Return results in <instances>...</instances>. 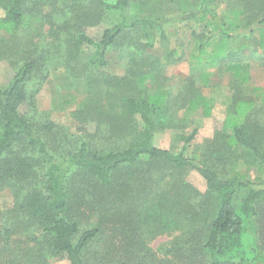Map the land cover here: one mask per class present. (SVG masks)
<instances>
[{
	"label": "trees",
	"instance_id": "trees-1",
	"mask_svg": "<svg viewBox=\"0 0 264 264\" xmlns=\"http://www.w3.org/2000/svg\"><path fill=\"white\" fill-rule=\"evenodd\" d=\"M161 2L175 7L176 15H141L148 4ZM262 2L242 0V9L230 12L234 18L228 21L218 14L217 0H72V26L66 22L54 32L58 37L67 33L65 65L74 74L69 63L78 62L82 48L91 47L93 53L81 68L86 69V95L72 112L77 133L71 134L48 119L37 122L20 113L23 105L35 109L28 90L42 55L12 39L29 27L28 15L42 14L43 3L0 0V32L10 38L0 37V60L20 62L9 83L0 87V191L12 196V205L0 212V264H50L56 257L87 264L85 255L105 223L110 234L122 236L119 245L110 240L109 249L121 257L106 264H127L137 252L142 255L132 264H264V236L254 247L247 235L251 222L264 212V180H251L233 168L246 155L249 165L264 168V91L248 92L240 59L256 30L254 45L264 50V12L249 15L253 4ZM104 11L116 12L119 20L93 40L84 27L99 24ZM178 24L177 31L189 30L198 39L188 54L190 66H219L231 73L234 83L221 129L205 140L199 157L185 155L196 130L181 137L178 152L154 144L158 132L182 128L178 110L201 107L204 117L211 113V102L192 77L175 97L163 83L164 67L183 60L181 45L161 58L144 54L168 39L167 27ZM199 26L202 33H197ZM109 51L126 55L124 76L102 71L109 65ZM208 76L201 73L203 85ZM90 124L94 131L86 129ZM186 170L204 179L205 192L183 180ZM93 194L102 200L97 204L98 227L80 230L75 217ZM172 231L179 235L161 250L162 257L146 247L149 238Z\"/></svg>",
	"mask_w": 264,
	"mask_h": 264
},
{
	"label": "rangeland",
	"instance_id": "rangeland-1",
	"mask_svg": "<svg viewBox=\"0 0 264 264\" xmlns=\"http://www.w3.org/2000/svg\"><path fill=\"white\" fill-rule=\"evenodd\" d=\"M32 2H41L42 14L39 16L28 15L29 27L25 30H21L12 40L15 45L19 47L26 44L30 50H35L36 55H42L39 67L34 81L29 84L28 93L33 95L35 109L32 112V108L29 105H23L20 108V113L27 115L28 118L33 117L37 122L43 120H49L59 126V130L62 132H69L76 134L75 120L72 116V112L79 108L80 102L84 99L85 83L83 72L87 59L93 53V48L83 47L81 56L76 62L72 60L69 65L75 68L74 74L70 67L65 65V49L69 45L67 42L66 32L64 31L61 36H55L54 32L58 26L68 23L69 28L72 26L71 22V2L72 0H30ZM114 1V0H106ZM246 1V0H245ZM90 3V0H85ZM165 2H161L156 5H147L144 7L143 16L157 13L165 14V17H170L175 7L170 5L165 7ZM217 12L220 15H225L228 21L234 18L233 10L242 9V0H217ZM171 12H167V11ZM159 11V12H158ZM135 9L132 13H136ZM264 12V2L262 4L255 3L249 10V15L255 16ZM177 13V12H176ZM176 13H174L176 15ZM103 20L94 26H85V34L93 39L98 40L105 28L116 24L119 20V15L116 12L104 11ZM255 23L251 24V28H255ZM178 25H171L167 27L168 39L162 42H156L155 46L151 50H145L144 54L147 56H153L161 58L168 50L175 49L181 45V50L184 52L183 60L176 64L166 65L164 67V85L171 95L175 97L181 90H183L186 81L192 77V81L195 82V87L200 90V94L211 102V113L209 117L203 116L202 108L197 110L185 112L186 109L176 110V118L183 123L182 128L166 129L165 131L158 132L154 139V144L160 148L170 150L172 152H178L183 141L182 136H188L192 131L196 130L195 136L191 142L186 146L185 155L190 157H199L201 146H203L205 140L213 139L216 130H220L225 119L226 106L229 103L231 94L233 93L234 83L230 72L224 70L219 66H202L191 67L188 63V54L193 51L194 45L198 39L188 35V31L182 29L177 31ZM194 26V24H192ZM196 27V26H195ZM176 28V29H175ZM175 29V30H174ZM63 31V29H62ZM247 30L243 32L247 33ZM197 33H202V27L197 28ZM258 31L256 30L252 34V45L249 50L245 51L240 59L243 60L244 68L247 72L249 81V93L254 95L252 89L261 88L264 91V50L255 46L256 39L258 38ZM1 38L10 40L9 36L0 32ZM21 48V47H20ZM26 49V48H25ZM48 51V58L46 56ZM109 65L102 71H105L111 75L122 77L125 74V69L128 64V59L123 53L118 51H109L106 55ZM45 58V59H44ZM20 62L18 59L14 61L0 60V87H5L14 76V73ZM72 68V69H73ZM91 72H96L90 70ZM207 72L208 82L203 85L201 82V73ZM45 80H42L43 77ZM202 84V85H201ZM39 88V89H37ZM36 90L38 91L36 94ZM69 95V97L67 96ZM65 97L70 99V103H65ZM92 124H90L91 126ZM86 126V129L94 131L95 125ZM70 135V134H68ZM247 159H242L234 164V170H238L249 177L251 180L259 178L264 180V168L258 167L257 164L249 165V155H246ZM228 167V166H227ZM219 166L223 171H228L230 168ZM231 172V171H230ZM155 177L156 174H151ZM183 180L188 182L197 191L205 192L206 186L204 179L193 170H186L181 173ZM87 202L82 204L79 209L78 216L75 217L80 224V230L91 229L98 227L99 215L97 208L98 202L102 200L98 195L93 194L86 197ZM12 205V196L8 190L0 191V212L8 209ZM250 229L247 230L248 243L251 246L261 245V235L264 236V232H259L264 227V212L261 217L254 219L250 224ZM103 230L100 239H97L91 246V249L86 253L85 261L87 264H106V261H112L113 257H121L120 252L114 250L110 253L109 249L110 240L114 241L116 245L122 242V236L112 235L110 226L103 224L101 227ZM263 229V228H262ZM261 233V234H260ZM179 235V232L172 231L168 234L157 235L146 240V247L155 253V256L162 257L161 250L170 247L171 243ZM109 251V252H108ZM105 253H109L104 256ZM138 257L142 255L137 252ZM134 257V258H135ZM103 258V260H102ZM129 255V261L127 264H132L134 260ZM126 261H128L126 259ZM50 264H69L65 257H56L49 260Z\"/></svg>",
	"mask_w": 264,
	"mask_h": 264
}]
</instances>
